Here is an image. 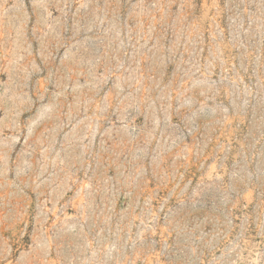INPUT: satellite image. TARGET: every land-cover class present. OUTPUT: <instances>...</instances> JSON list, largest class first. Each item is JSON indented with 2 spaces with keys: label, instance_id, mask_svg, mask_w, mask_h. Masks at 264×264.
<instances>
[{
  "label": "rangeland",
  "instance_id": "rangeland-1",
  "mask_svg": "<svg viewBox=\"0 0 264 264\" xmlns=\"http://www.w3.org/2000/svg\"><path fill=\"white\" fill-rule=\"evenodd\" d=\"M0 264H264V0H0Z\"/></svg>",
  "mask_w": 264,
  "mask_h": 264
}]
</instances>
